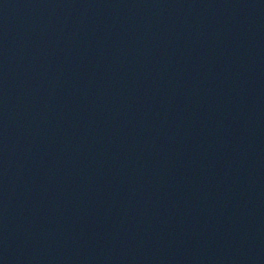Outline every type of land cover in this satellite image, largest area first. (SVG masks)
I'll return each instance as SVG.
<instances>
[{"label":"water","instance_id":"1","mask_svg":"<svg viewBox=\"0 0 264 264\" xmlns=\"http://www.w3.org/2000/svg\"><path fill=\"white\" fill-rule=\"evenodd\" d=\"M0 264H264V0H0Z\"/></svg>","mask_w":264,"mask_h":264}]
</instances>
